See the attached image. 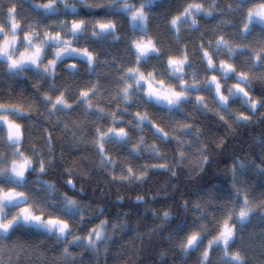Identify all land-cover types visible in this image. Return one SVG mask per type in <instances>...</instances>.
I'll list each match as a JSON object with an SVG mask.
<instances>
[{
    "label": "clouds",
    "instance_id": "9594fccd",
    "mask_svg": "<svg viewBox=\"0 0 264 264\" xmlns=\"http://www.w3.org/2000/svg\"><path fill=\"white\" fill-rule=\"evenodd\" d=\"M0 264H264V0H0Z\"/></svg>",
    "mask_w": 264,
    "mask_h": 264
}]
</instances>
